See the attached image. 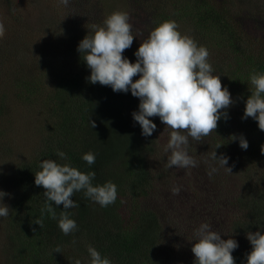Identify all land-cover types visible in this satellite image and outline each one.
<instances>
[{"label":"trees","instance_id":"16d2710c","mask_svg":"<svg viewBox=\"0 0 264 264\" xmlns=\"http://www.w3.org/2000/svg\"><path fill=\"white\" fill-rule=\"evenodd\" d=\"M84 1L88 2L70 0L73 8L58 0H40L46 5L37 8L43 12L45 20L41 21L35 14L23 13L26 7L34 6V1L0 0V20L5 24L0 35V148L12 143L10 152L18 153L14 156L18 167L6 201L9 215L0 220L6 233L0 255L7 264H74L76 259L90 264L87 248L91 245L112 264H193L195 230L201 223H208L222 239L238 242L232 255L235 264H244L251 252L247 233L264 234V131L251 117L241 119L254 90L250 74L264 73V0H104L110 6L111 2L118 4L122 8L119 11L125 7L128 12L133 10L146 17L151 30L166 20H175L181 34L207 48L214 74L220 75L222 87H228L233 104L221 110L228 113V119L222 118L217 128L200 140L189 137L188 153L197 165L188 168L166 166L171 153L165 151V146L173 129L161 123L159 117H150L157 125L153 134L141 135V127L132 118L138 110V98L131 92H113L110 86L87 81L90 70L77 47L86 35H93L104 25L79 31L78 18L83 17L85 8L78 10L76 4ZM251 22L256 24L255 29ZM41 29L48 50L59 49L66 41L76 47L72 59H64L63 64H53L54 59L49 63L44 57L49 66L37 73L41 67H32L29 54L46 55L34 46ZM249 29L254 37L248 36ZM210 43L216 48L211 49ZM139 46L125 50L130 61L135 62L134 52ZM138 78L133 77V81ZM11 94L24 107L38 109L44 117L36 134L32 128L25 129L27 141L37 134L42 136L32 152L26 145L15 143L16 134L12 137L4 130L11 113V108L5 112L4 100ZM21 121L17 127L23 125ZM233 135L247 139V150L240 148L238 139L232 140ZM57 151L65 152L67 160H60ZM89 151L96 154L91 166L82 160ZM215 151L217 157H229L226 167L232 173L211 160ZM44 159L70 163L83 172L95 171L94 185L106 181L117 185L116 201L101 207L86 198L83 191L75 192L72 199L79 206L68 212L77 230L63 234L58 227L63 205L54 202L57 219L45 213L41 229L34 223L41 216L45 189L35 185L34 174L41 170L39 164ZM210 166L217 168L211 177L207 174ZM257 168L263 172H257ZM239 172L245 182L258 180L262 184L256 189L246 187L247 193L231 200L225 188ZM174 187L180 189L176 194L172 192ZM182 213L187 216L178 218ZM57 247L60 253H55Z\"/></svg>","mask_w":264,"mask_h":264},{"label":"clouds","instance_id":"9594fccd","mask_svg":"<svg viewBox=\"0 0 264 264\" xmlns=\"http://www.w3.org/2000/svg\"><path fill=\"white\" fill-rule=\"evenodd\" d=\"M58 3L67 7L70 0H58ZM129 21L127 12H113L105 18L104 26L79 42L77 51L83 54V62L90 70L86 79L93 85L110 86L113 92H131L139 99L138 110L132 113V118L141 127L142 136H151L157 128L150 117H159L161 123L173 129L165 146V151L171 153L166 166L195 167L197 161L188 153L189 137L200 140L217 128L218 121L228 119V113L221 110L233 104L231 93L227 86L222 87L220 75L214 74L208 62L207 48L198 45L193 37L181 34L175 20H166L155 27L134 52L135 62L130 61L123 56L135 38ZM4 31L5 24L0 20V35ZM137 75L139 78L133 81ZM250 83L254 90L246 100L241 119L251 117L264 131V73L253 71ZM89 122L94 128V121ZM231 138L233 141L238 139L241 149L249 147L243 135ZM261 153L264 154V145H261ZM56 155L60 160H67L63 151H57ZM95 159L96 154L92 151L82 156L89 166L95 163ZM211 160L232 173V169L226 167L229 162L226 155L217 157L215 151ZM39 168L41 170L34 174V183L45 189V200L41 216L34 224L41 229L45 213L51 219H57L54 202L56 206L63 205L64 210L60 211L58 219L63 234L69 235L77 230V223L68 212L79 206L72 199L75 192L83 191L86 198L101 207H107L117 199V185L112 181L93 184L95 171L83 172L70 163L61 164L53 159L42 160ZM216 171V167L210 166L207 174L211 177ZM179 190L174 187L172 192L176 194ZM6 195L10 194L0 190V217L9 215L10 207L4 203ZM195 235L197 239L191 248L195 257L193 264H235L232 253L239 247L235 239H222L221 233L213 231L208 223H201ZM246 238L251 244V252L246 255L244 264H264V234L249 231ZM87 252L90 264H112L91 245ZM55 253H60L59 247ZM74 264L82 262L76 259Z\"/></svg>","mask_w":264,"mask_h":264},{"label":"rangeland","instance_id":"374dc122","mask_svg":"<svg viewBox=\"0 0 264 264\" xmlns=\"http://www.w3.org/2000/svg\"><path fill=\"white\" fill-rule=\"evenodd\" d=\"M32 1H34L33 2L34 6L26 7L25 8L26 12H23V13L25 15L35 14V16L39 20L44 21L45 19L43 18V12L39 11L37 8L40 6L46 7V5L40 4L38 2L40 0H32ZM109 4H110L109 1L106 2L104 0H88V2L84 1V2L76 4L78 10H80L81 8H85L83 17L79 16L78 18L80 20L79 31L81 32L84 29H86V31H89L88 30L89 27H92L95 24L103 25V22L107 16H109L113 12H116L122 9L119 7L118 4H115L112 2H111V6ZM69 5L71 7L74 6V4H69ZM122 11L127 12L129 14L130 16L129 22L133 26L132 31H133V35L135 36V38L133 40V44L131 47H134V45L141 44L143 40L146 39L149 33L152 31L149 25V22L146 21L147 18L140 14L137 15L136 13H133V10L128 12L125 7L123 8ZM243 24H248V23L243 22ZM249 24L252 29L256 28V24L254 22H251ZM44 32H45L44 29L43 30L41 29V33L38 39L36 40V42L34 43V46L35 45L39 46L40 53L42 50V52L46 53V55L41 53L44 56H38L36 52L29 54L31 58L32 67L35 70L41 67L37 71V73H39L42 68L49 66V64L47 65L44 63L43 61L44 57L49 61V63H50L49 59H54L53 64H63L64 59L71 60L75 53L76 44L75 43L71 44L68 41L62 43L59 49L55 48L53 51L48 50L46 36ZM248 36L254 37L253 30H250L248 32ZM41 40L44 41L43 46H42ZM261 43L262 42H260V45L262 46ZM250 45L254 46V42H250ZM41 46H42V49H41ZM209 46L211 49L216 48L215 45L212 43H210ZM130 49H135V48H129L128 50ZM124 55L126 56V51H124L123 56ZM24 58H25V62H27L28 58L26 56ZM4 107H5V112L11 108L10 115L6 117L7 122L5 123V126H4L5 132L12 134V137H14L15 134L17 135L15 143L22 144L23 146L26 145L27 146L26 149L31 150V152L32 150H35L37 148L38 141L42 140V136L37 134V136L34 139L32 140L30 139L29 141H27V133L25 129L26 127L32 128L33 133L34 134L37 133L38 124L41 120L44 119V117L41 116V112L38 109L24 107L21 102H19L17 99L16 100L14 99L13 94H11L7 98V100L6 99L4 100ZM21 118H22L21 123L23 125H21L20 127H17ZM12 147H13V144L11 143L6 148L5 147L0 148V190L8 194H10L11 189L13 187V185H11V179L13 177V172L18 167V159L14 157L18 153L17 151H15L14 154H12L9 150ZM256 171L261 172V173L263 172L261 168H257ZM261 184L262 183H260V181L258 180L256 181V183L245 182L243 175L239 172L236 175L233 174L232 180H231V186L226 187L225 191L229 199L232 200L234 197H236V195H239L241 193L242 194L247 193V191L245 190L246 187L251 188V189H256V187L257 186L259 187ZM8 198H9V195H6L4 198L5 204H7L6 201L8 200ZM205 204L206 203L204 201V203L202 204L203 208H205ZM199 207L200 206L195 207V208H199ZM170 216H172V212L170 213ZM186 216L187 215L185 213H182L181 215H179L178 218L186 217ZM0 220H1V217H0ZM5 235L6 233L5 231L1 229V223H0V247L3 243L2 238H5ZM247 250H250V249L247 248ZM0 264H7V261L4 258V256H1V255H0Z\"/></svg>","mask_w":264,"mask_h":264}]
</instances>
